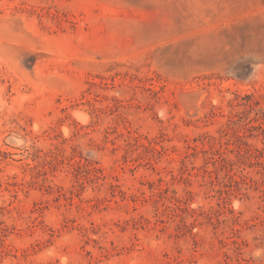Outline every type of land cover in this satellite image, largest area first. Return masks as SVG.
Here are the masks:
<instances>
[{"label": "rangeland", "instance_id": "374dc122", "mask_svg": "<svg viewBox=\"0 0 264 264\" xmlns=\"http://www.w3.org/2000/svg\"><path fill=\"white\" fill-rule=\"evenodd\" d=\"M248 97L264 0H0V264H264Z\"/></svg>", "mask_w": 264, "mask_h": 264}, {"label": "trees", "instance_id": "16d2710c", "mask_svg": "<svg viewBox=\"0 0 264 264\" xmlns=\"http://www.w3.org/2000/svg\"><path fill=\"white\" fill-rule=\"evenodd\" d=\"M248 102L243 103L242 105L245 106V110L243 113L246 115L245 119L248 120L246 124H244L243 128L240 131L234 132V137L239 141V150H238V155H237V160H231V159H226L222 158V161L225 163V170L226 175L225 179H227V182L224 183L223 187L215 190L214 189V181L211 180L210 184L213 186L212 191L216 192L219 194L220 199L223 200L222 203H226L224 195H229L232 191H240L241 190V185H246L247 188L246 190H249L253 188L254 190L258 191L261 193V196L264 197V148H258L255 146H252L247 142V139L252 136H258L259 134L263 135L264 139V110L259 108V103L252 99V97L247 98ZM241 105V104H238ZM251 112H255V117L252 119H249L247 115ZM255 121L257 122V125H253L252 122ZM233 122V119L231 118L229 120L228 128H230V124ZM226 134H228V131H224ZM254 132H258V135H254ZM127 136V142L129 140H134L138 141L139 140L132 135L130 131H127V134L122 133L121 136ZM210 139L217 141V138L211 137ZM213 156L211 159L214 161H218L215 156L217 154L212 153ZM222 156H220L221 158ZM226 165H239L240 167L243 166H248L250 168H256V174L259 176L258 178H254L249 175H243L239 179L236 178V175L233 174V169H228ZM31 169H37V166H31L29 165ZM95 169V168H93ZM245 170V169H243ZM232 173V174H231ZM219 208H210L207 212H204L206 214V217L212 221L216 220L217 222H220V217L225 214V211L228 209L227 206H223V204L218 203ZM229 210V209H228ZM235 218H233L234 220ZM235 221V220H234ZM3 252L5 251H0V256H2Z\"/></svg>", "mask_w": 264, "mask_h": 264}, {"label": "bare ground", "instance_id": "6f19581e", "mask_svg": "<svg viewBox=\"0 0 264 264\" xmlns=\"http://www.w3.org/2000/svg\"><path fill=\"white\" fill-rule=\"evenodd\" d=\"M80 116V115H79Z\"/></svg>", "mask_w": 264, "mask_h": 264}]
</instances>
